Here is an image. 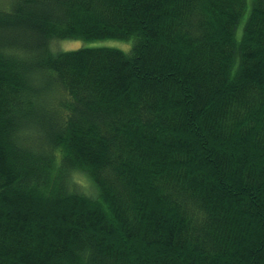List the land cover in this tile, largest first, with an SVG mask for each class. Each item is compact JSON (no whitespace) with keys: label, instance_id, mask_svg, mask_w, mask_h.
<instances>
[{"label":"trees","instance_id":"trees-1","mask_svg":"<svg viewBox=\"0 0 264 264\" xmlns=\"http://www.w3.org/2000/svg\"><path fill=\"white\" fill-rule=\"evenodd\" d=\"M9 1L0 264H264V0Z\"/></svg>","mask_w":264,"mask_h":264},{"label":"rangeland","instance_id":"rangeland-1","mask_svg":"<svg viewBox=\"0 0 264 264\" xmlns=\"http://www.w3.org/2000/svg\"><path fill=\"white\" fill-rule=\"evenodd\" d=\"M11 2L9 0H0V10L11 9ZM242 21L238 26L237 35H240L242 28ZM92 45H111L122 48L123 50H129L131 40H120L115 38H100V39H83L78 37H59L51 39L49 42V48L53 51L73 49L80 46H92ZM74 176L79 177V181L82 183L84 190L90 191L92 189V182L87 178L84 172L74 173ZM89 188V189H88ZM93 191V189H92Z\"/></svg>","mask_w":264,"mask_h":264}]
</instances>
